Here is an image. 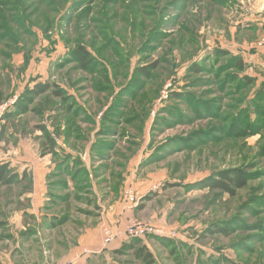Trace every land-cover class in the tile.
Instances as JSON below:
<instances>
[{"label":"rangeland","instance_id":"obj_1","mask_svg":"<svg viewBox=\"0 0 264 264\" xmlns=\"http://www.w3.org/2000/svg\"><path fill=\"white\" fill-rule=\"evenodd\" d=\"M263 37L264 0H0V165L9 164L19 176L30 173L11 186L0 183V218L29 211L36 183L30 169L45 164V212L69 216L67 223L57 221L63 228H46L43 239L32 241L25 235L36 227L27 212L30 226L21 232V246L36 259L60 240L59 257L64 243H73L63 239L67 231L81 219L86 228L96 227L104 208L117 205L131 216L124 225L101 227V246L85 248V264H143L133 250L116 254L117 245L104 244L105 227L123 229L132 220L168 234L125 239L146 246L154 264H264V105L258 102L261 114L252 107L264 82L254 77V61L245 72L256 79L250 87L238 85L241 74L231 68L243 53L250 60ZM80 46L94 57L87 70L72 58ZM218 51L233 56L230 68L231 57ZM198 67L203 72L195 74ZM44 84L65 91L90 119L74 121L77 133L69 142L54 132L48 111L4 120L21 99L32 108L56 103L47 94L28 102L26 91ZM131 89L138 102L128 100ZM116 98L119 110L125 101L128 118L139 113L143 122L120 120L116 128L108 124L115 135L105 134L103 113ZM39 124L64 143L62 151L83 162L84 175L73 179L55 157L42 158ZM229 169L252 175L236 197L197 187ZM69 182L73 189L63 185ZM128 190L138 199L132 209Z\"/></svg>","mask_w":264,"mask_h":264},{"label":"trees","instance_id":"obj_2","mask_svg":"<svg viewBox=\"0 0 264 264\" xmlns=\"http://www.w3.org/2000/svg\"><path fill=\"white\" fill-rule=\"evenodd\" d=\"M218 55L220 56H225V57H231V59L228 62V66L230 68L231 62L233 61V56L228 52V51H218ZM73 60L78 64V66L83 69L87 70L93 63L94 57L89 53V51L84 47L80 46L74 53H73ZM153 70L156 69V67H152ZM234 70H236L235 76H238L237 74H241V77L238 78V85L241 87L244 86H253V84L256 83V79H253L249 77L248 75H245V72L248 68L247 62L240 56L236 57V61L234 62V65L231 66ZM203 72V68L198 67L194 69L195 74H200ZM143 76L148 77L149 73L147 71H142L141 73ZM227 77L229 75H226ZM233 75H231L232 78ZM225 77L223 81L225 82ZM226 83V82H225ZM225 86H222V88ZM142 90V89H140ZM256 93L253 99L252 107L254 108V112L256 114H261L260 110V105L258 102H262L264 105V83L256 89ZM28 94V102H30L31 99H37L38 97H41L45 94H47L51 99L56 100V103H52L51 101L48 103L51 105L48 109L44 108L41 109L40 107H34L32 108L31 105L27 104L26 102H22V99L19 100L16 104V111H13L12 113H8V115L5 116L4 120H9L14 117H22L23 115L33 112L36 114H41L43 112V116L46 114V112H50V119L51 123L54 124V129L57 134V136L63 137L64 141H70L71 137H74V135L77 133L76 128H75V123L74 121L81 119L80 117L84 115L83 120H90L84 109H82L80 106H76L73 101H71V98L67 95L65 91H63L60 88H55L53 89L50 85L44 84V85H37L33 89H28L27 91ZM138 92V90L136 91ZM131 94H133V98H130V102L133 100H136L137 102L139 101L138 96L135 97V93H133V90L131 89L130 91ZM173 94L178 97L176 99L180 100L181 94L178 92H173ZM119 95V94H118ZM117 95V96H118ZM1 99V98H0ZM53 100V101H54ZM118 101V98H116V101H113L111 103V106L103 113L102 117V124L104 123V127L101 129L103 133L109 134L113 133L115 135L117 133V130L112 129L108 126V124L113 125L115 128L118 126L120 120H124L127 122V124H134V122L140 120V122L143 120L137 119L139 113H136L135 115H129L130 117L126 115L127 113V108L126 106H122L124 110H119L118 107L119 105H116ZM197 103V99H196ZM146 106V103L144 104ZM46 109V110H45ZM44 110V111H43ZM144 111V110H143ZM145 112V111H144ZM131 114V113H130ZM3 120V121H4ZM54 120V121H53ZM1 122V121H0ZM242 123L245 126H247V121L240 120L238 123ZM247 122V123H246ZM107 126V127H106ZM62 127H64V130H62ZM35 129L39 132L42 133V143H41V156H52L55 157L57 162L59 163L58 165H63L65 168L68 169L69 173L72 174L73 179H77L78 177H81L82 175L80 174L85 171V167H82L84 164L82 161H79L77 158L73 159L74 157L72 155L66 154L61 147H58L56 138L54 135L48 130L47 126L45 124H39L35 126ZM140 131L139 129H137ZM249 129H247L248 131ZM242 132L238 128L234 129V134L240 135ZM4 134H5V127L4 124L2 125V130L0 132V145L3 142L4 139ZM41 138V137H40ZM107 144V145H106ZM106 148H109L111 146L110 143L105 142L104 143ZM99 146V145H98ZM95 144H93L92 151L98 150L96 149ZM103 147L100 145L99 149ZM110 149V148H109ZM262 154L264 156V147L262 148ZM60 158V159H58ZM59 160L61 162H59ZM71 162V163H70ZM0 171L3 172L2 177L0 178V183L3 184L4 186H11L17 182H22L26 180L28 174L27 172H24L22 176H19L18 173L13 172L12 169L10 168L9 164H3L0 165ZM252 175L250 173H247L241 169H229L225 171L218 172L214 175H211L201 181L200 183L196 184L197 187H200L201 190H211V191H216L220 192L226 195H229L230 197H236L238 192L245 189L249 182L251 181ZM79 180V179H78ZM78 184L81 183V181L77 182ZM84 184V183H83ZM64 186L67 188V183H63ZM81 188V187H79ZM227 230L224 231H219V232H226ZM144 238V237H143ZM142 237H135L136 239H143ZM134 239V238H131ZM113 245H117L118 247L114 248L116 254H120L123 252V250H133L134 255L137 257V260L143 264H154V258L152 254L147 250L146 246H140V242L137 240L135 244H130L129 241H125V239L116 241L113 243ZM118 249V250H117ZM117 250V251H116Z\"/></svg>","mask_w":264,"mask_h":264},{"label":"crops","instance_id":"obj_3","mask_svg":"<svg viewBox=\"0 0 264 264\" xmlns=\"http://www.w3.org/2000/svg\"><path fill=\"white\" fill-rule=\"evenodd\" d=\"M253 48L254 51L252 52L253 55L250 60L245 56V53H243L242 58L246 62L254 61V67L256 68L254 77H256L258 81L264 82V76H262L264 74V46L259 47L255 45ZM57 144L59 147L64 146L62 141H58ZM50 157L52 158V156H45L42 158L48 161ZM30 171L34 174V181L36 182L34 191L30 194L31 208L29 211H15L8 219L0 218V231L3 232V234L1 233L2 235L0 234V244H2V247H0V264H50L52 262H55V264L64 262L65 264H85V248L96 249L101 246V227L103 225H115L116 223L124 225L127 218L132 214L130 211L118 209L117 205H110L102 211L100 220L96 223V227L92 226L86 228L85 221L81 219L80 225L76 224V227L72 231L66 232L63 239L68 241L72 239L71 241L73 243H64L63 251L57 253L59 257L54 253L56 252V248L63 244V241L60 240L57 241V244H54L52 249H49V251L47 250L48 252H44L43 255L41 254L39 258L36 257L35 259V256L31 254L30 250H26V248L21 246V232L30 226L23 216L25 217L27 212L33 216L32 219L36 227V232L32 231L25 235L27 236L26 238H28L29 234H31L32 241L34 239L38 240V238L43 239L42 233L43 231L45 232L44 229L46 228L49 229L47 232H53V229L62 227V225H57V221L67 223L69 216L64 215V217H60V214L48 215V213L45 212L47 211V207L45 206L47 200L45 196L48 193L45 180L48 175V166L45 164L42 168L35 167L32 170L30 169ZM73 185L74 183L70 184L69 182L67 188L71 186L73 189ZM70 218L72 219V217ZM45 222L48 225L43 227V223ZM52 226L54 228H52ZM10 237H12V239H10ZM47 253L48 255H46Z\"/></svg>","mask_w":264,"mask_h":264},{"label":"built area","instance_id":"obj_4","mask_svg":"<svg viewBox=\"0 0 264 264\" xmlns=\"http://www.w3.org/2000/svg\"><path fill=\"white\" fill-rule=\"evenodd\" d=\"M259 47L264 46V37L260 42L257 43ZM8 104L1 107L2 110H4ZM126 203L129 209H132L138 205V199L135 197V192L133 190H128L126 192ZM148 234H163L168 235L164 231H162L159 227L148 225L146 223L132 220L125 228L118 229V228H111V227H105L103 229V235L105 238V246L111 245L115 243L116 241L127 239V238H143ZM56 264H65V263H56Z\"/></svg>","mask_w":264,"mask_h":264}]
</instances>
